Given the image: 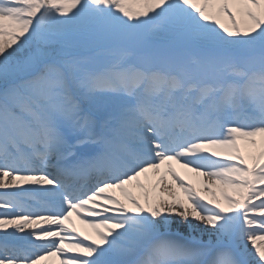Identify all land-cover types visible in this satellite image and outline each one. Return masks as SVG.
Here are the masks:
<instances>
[{
    "label": "snow or ice",
    "instance_id": "1",
    "mask_svg": "<svg viewBox=\"0 0 264 264\" xmlns=\"http://www.w3.org/2000/svg\"><path fill=\"white\" fill-rule=\"evenodd\" d=\"M52 258L264 264V0H0V264Z\"/></svg>",
    "mask_w": 264,
    "mask_h": 264
},
{
    "label": "bare ground",
    "instance_id": "2",
    "mask_svg": "<svg viewBox=\"0 0 264 264\" xmlns=\"http://www.w3.org/2000/svg\"><path fill=\"white\" fill-rule=\"evenodd\" d=\"M176 167L175 170L184 178V180L192 185L195 186L196 189L203 191L202 186H201V180L203 179L202 177H198L196 173L189 172L186 169L181 168L179 165L175 164ZM161 172H164L161 170ZM159 178V175H153L152 176V182L154 183L157 179ZM143 180V177L141 178ZM165 183L172 184L174 187H176V190L179 191L178 186H176L173 182V179L170 175H165ZM138 193L139 190L133 189ZM117 196H120L119 191L115 193ZM181 197L183 198V193H181ZM72 225L70 226H75L76 229L80 232V234L83 235H94L92 230L88 228L86 225L82 224L80 220L75 217V219L71 220ZM67 223V222H66ZM203 227V225H200ZM173 231H175V225L173 226ZM209 239L207 235L203 236V240L206 242ZM53 264H58V261H56V258H52ZM43 264V262H42Z\"/></svg>",
    "mask_w": 264,
    "mask_h": 264
}]
</instances>
